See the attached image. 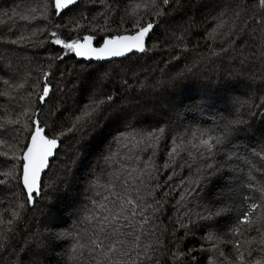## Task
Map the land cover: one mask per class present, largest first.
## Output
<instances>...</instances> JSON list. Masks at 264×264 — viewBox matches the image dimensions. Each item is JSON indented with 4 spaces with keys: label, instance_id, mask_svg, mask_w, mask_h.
Returning <instances> with one entry per match:
<instances>
[{
    "label": "snow or ice",
    "instance_id": "obj_1",
    "mask_svg": "<svg viewBox=\"0 0 264 264\" xmlns=\"http://www.w3.org/2000/svg\"><path fill=\"white\" fill-rule=\"evenodd\" d=\"M201 9L208 52L190 47ZM0 17V264L69 241L64 264H86L85 253L87 264H198L206 251L217 254L209 264H264V128L255 124L257 113L264 123V0H40ZM157 29L164 37L150 45ZM14 59L40 61L36 78L16 82ZM241 86L245 99L233 95ZM109 136L83 178L92 207L62 228L56 216L73 177ZM213 186L221 191L202 205ZM37 210L44 232L19 245L20 225ZM205 229L210 247L183 251Z\"/></svg>",
    "mask_w": 264,
    "mask_h": 264
},
{
    "label": "trees",
    "instance_id": "obj_2",
    "mask_svg": "<svg viewBox=\"0 0 264 264\" xmlns=\"http://www.w3.org/2000/svg\"><path fill=\"white\" fill-rule=\"evenodd\" d=\"M185 2H187V0H185ZM198 2V0H191L192 4H196ZM34 3H39V0H0V10H5V9H10L11 7H13L15 4H20L21 8H23L25 5L28 6H32ZM123 3L126 4V0H123ZM249 5H253L258 3V0H249L248 1ZM208 10L206 9H201L200 11L195 13V22H194V26L191 27L189 29V26L187 25V23H185V28L189 29V32L191 33V35L189 36L191 45H195L197 44V42H199V44L201 45V50L204 52H208L209 48L208 45L212 44L213 41L212 40H205V33L208 29L211 28V24L208 25V28L206 29L204 26V21H205V15L204 13L207 12ZM89 19L90 16L93 14V12H86L85 13ZM70 15L69 14H66ZM193 16V12L191 11V8H189L187 15L183 18L184 20H187V17ZM4 17H0V19H3ZM181 17H177V20L173 23H178L180 22ZM58 23L61 21H57ZM37 27H42V24H37L35 25ZM21 29L24 28V25H22L20 27ZM30 31V28L28 29ZM6 33V29H3L2 31H0V35ZM17 35L20 34V31H17L16 33ZM83 34V33H82ZM186 35H188V33L186 32ZM163 38L164 34L162 32L161 29H157L156 32L153 34V37L151 40H149V44L151 45V43L157 38V37ZM216 47H220L219 42L217 41L215 43ZM21 56H23V53H20ZM38 55H43V53H40ZM165 57H167V54H164ZM195 55V53H189V62L191 61L192 57ZM157 59H159V55L156 57ZM72 59L70 58L67 61H65V63L71 65L72 63ZM40 61H36L34 64L32 65H27L26 63H24L23 61H20L19 63L14 59L13 60V68L16 70L15 74H14V80L16 82H20L23 80V78L25 77V74L28 73L29 71H31V77L34 80L36 78V76L38 75V73L35 71V68L39 66ZM185 63V61H181L180 66H183V64ZM18 64V67H17ZM179 67V66H178ZM178 70V68H177ZM200 71L205 72L206 74H212L213 76L215 75L214 72L211 71V66H208L207 68L205 67V65L201 64L200 65ZM6 78V77H5ZM2 80H0V91L4 90V85L1 83ZM27 90L31 89L30 85H26ZM26 93L24 91L20 92V95H25ZM250 94V90L245 89L243 86L239 87V89L233 93V95L239 96L241 97V99H245L247 98V95ZM258 95L257 94V99H258ZM6 99L3 97H0V109H2L3 105L6 103ZM69 107H71V103L69 104ZM219 107V105H218ZM256 127L258 129L260 128H264V123H261L260 120V115L259 113H257V119L255 121ZM111 137H107V139L103 140L102 142L96 144L90 155L88 156V159L85 161L84 165L81 166L80 170L77 172L76 176L74 177L75 179V188H74V200H70L71 201H80L85 195H81L79 194L77 191H83V184H84V177L86 176V173L88 171L89 168H91V166L93 164H95L97 157L103 152L105 145L107 144V140L110 139ZM74 143V141H72V139H68L65 141V145H70ZM65 145H62L61 147L63 148ZM167 149L164 148L163 151H161L160 153H158L157 156V160L156 163L160 166L163 165L164 163V155L166 153ZM144 159H147V157L145 156ZM179 173L178 175H187V171H183L182 173L180 172V170H177ZM164 179H166V177L161 179V183H164ZM221 190L218 189L216 186H213L210 189V193L208 195H205L203 201H204V205L208 204L211 200H213L220 192ZM84 192V191H83ZM88 195V194H87ZM161 194L157 195V199L161 198ZM175 196L177 197V193L175 194ZM87 197V196H86ZM0 199H2V195H0ZM68 203V204H67ZM64 203V205L66 206L64 208V210L61 211V213L59 215L56 216V222L58 224H60L62 226V228H69L72 226L73 221H74V216L73 212L70 208V203L67 202ZM32 216H33V212L30 215V218L27 220L24 218V222L26 221L27 224V228L31 229V225H32ZM169 216H173L174 217V210H168L167 215L164 217V222L167 223L168 217ZM187 222V221H185ZM168 231L171 232L172 231V226L169 225ZM195 231V235L194 236H190L186 243L183 245V251H187L189 248H199L201 246V244L205 243V241H203V236L205 234V230H194ZM44 232V231H43ZM32 233H34V230H32ZM35 234V233H34ZM180 236H183L184 233L180 232L179 234ZM251 235L256 236L257 234L254 232ZM33 236V234H32ZM32 236L27 240L26 236H23L19 239H17V243L19 245H24L26 243V241H30ZM244 238V237H243ZM242 238V239H243ZM59 243V242H57ZM70 241L69 242H65L61 245V247L58 248H53V247H49L47 250L43 251L42 253H36V248L38 247V245H33L31 251H29V253L25 256L23 264H32L33 261H37V264H64V257L62 256V250L66 249L69 247ZM13 249L10 248L9 253L12 252ZM227 251L231 252L232 249L229 247L227 249ZM7 253L5 254V259L7 260ZM198 256V264H206L207 263V255L206 252L203 253H197ZM85 261L87 264L88 261V256L87 253H85ZM162 264H164V262L162 261ZM180 264H187V261H183L180 262Z\"/></svg>",
    "mask_w": 264,
    "mask_h": 264
},
{
    "label": "rangeland",
    "instance_id": "obj_3",
    "mask_svg": "<svg viewBox=\"0 0 264 264\" xmlns=\"http://www.w3.org/2000/svg\"><path fill=\"white\" fill-rule=\"evenodd\" d=\"M39 2H40V0H39ZM130 2H136V0H126V4H128ZM36 4L37 3H34L32 6H34ZM93 11H95V9ZM91 16H90V19H91ZM100 23H103V21L101 20ZM178 23H174V24H178ZM22 25L23 24H21L20 27ZM28 85H30V83ZM69 139H71V137H69ZM56 175H57L56 171H52V172L49 173V176H52V177H56ZM45 179L47 181L48 177H45ZM61 187H63V185H61ZM74 188H75V179L73 177V188H72V191L70 193L69 199L67 201H65L64 203H67V202L70 203V208H71L72 212H74L77 209H82L85 206H87L88 208H91L92 207L91 201L88 199V197L91 196L92 193H87L88 195L87 194L85 195V193L83 191H77L79 194L85 195V196L80 201H71L70 202V200H74V195H75ZM178 196H179V192H177V198H178ZM201 204L202 205L205 204L203 200L201 201ZM39 207H41V206L38 205V209H39ZM170 210H172V209H170ZM193 210L194 211H199V209H193ZM31 214H32V212H29L28 215L25 217V219L26 220H27V218L29 219ZM5 219H7V217H5ZM77 219H79V215H75L74 216V220H77ZM41 220H42L41 211L40 210H37V211L33 212L31 228H32V230H34V233H37V232L43 233V231H44V224L41 222ZM27 224L28 223L25 221V222H23L20 225L19 232H18V234H17V236L15 238L16 241H17V239H19V238H21L23 236H26L27 237L26 239L28 240L32 236V234H34V233H32V230L31 229H28L27 228ZM246 238L247 237H244L243 239H246ZM203 246L205 248H209L210 247V244H208L207 242H205ZM206 255H207V263L206 264H209V257L211 256V257H213V259H215V257H216L217 254L206 251Z\"/></svg>",
    "mask_w": 264,
    "mask_h": 264
},
{
    "label": "water",
    "instance_id": "obj_4",
    "mask_svg": "<svg viewBox=\"0 0 264 264\" xmlns=\"http://www.w3.org/2000/svg\"><path fill=\"white\" fill-rule=\"evenodd\" d=\"M249 1V0H248Z\"/></svg>",
    "mask_w": 264,
    "mask_h": 264
}]
</instances>
